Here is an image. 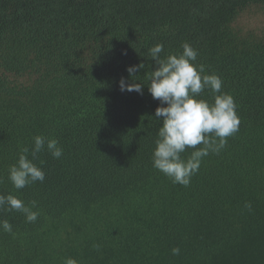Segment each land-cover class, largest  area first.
I'll use <instances>...</instances> for the list:
<instances>
[{"label": "trees", "instance_id": "obj_1", "mask_svg": "<svg viewBox=\"0 0 264 264\" xmlns=\"http://www.w3.org/2000/svg\"><path fill=\"white\" fill-rule=\"evenodd\" d=\"M249 8L264 0H0V195L39 213L0 211V264H264V31L234 26ZM185 42L240 120L186 187L152 165L161 105L146 79L151 47ZM37 135L62 157L45 148V180L17 190L8 169Z\"/></svg>", "mask_w": 264, "mask_h": 264}, {"label": "clouds", "instance_id": "obj_2", "mask_svg": "<svg viewBox=\"0 0 264 264\" xmlns=\"http://www.w3.org/2000/svg\"><path fill=\"white\" fill-rule=\"evenodd\" d=\"M181 47L182 52L164 58L161 57L163 44L151 47L148 54L155 61L156 68L147 73L146 79L149 93L161 105L155 110V118L161 121V126L157 130L152 165L174 184L186 187L199 171L202 159L225 148L227 138L239 130L240 120L234 98L221 91L222 79L216 74H206L205 66L196 63L198 51L189 43L185 42ZM144 67L141 63L128 67L127 71L133 78ZM144 86L141 83H126L124 78L120 81L122 92L135 91L142 95ZM205 91L211 93L213 102L198 98ZM45 148L53 158L62 157L63 149L58 141L42 135L33 137L31 159L29 148H21L16 163L8 169V179L15 189L45 180V172L33 162ZM188 149L193 151L187 159H183L181 154ZM35 207L36 201L27 206L12 194L0 195V211L22 212L29 223L38 218V211L33 210ZM245 207L251 210L250 203H245ZM0 230L12 233V225L6 219L0 220ZM95 247L98 249L99 245ZM171 252L179 255L180 249L174 247ZM64 264H78V261L68 257Z\"/></svg>", "mask_w": 264, "mask_h": 264}, {"label": "rangeland", "instance_id": "obj_3", "mask_svg": "<svg viewBox=\"0 0 264 264\" xmlns=\"http://www.w3.org/2000/svg\"><path fill=\"white\" fill-rule=\"evenodd\" d=\"M234 26L242 31H264V12L249 8L239 15Z\"/></svg>", "mask_w": 264, "mask_h": 264}]
</instances>
